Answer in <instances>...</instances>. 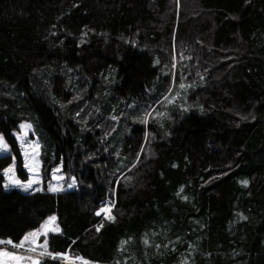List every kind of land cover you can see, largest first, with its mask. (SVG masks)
I'll use <instances>...</instances> for the list:
<instances>
[{
    "label": "trees",
    "instance_id": "16d2710c",
    "mask_svg": "<svg viewBox=\"0 0 264 264\" xmlns=\"http://www.w3.org/2000/svg\"><path fill=\"white\" fill-rule=\"evenodd\" d=\"M23 122L62 188L5 191L1 156L0 240L55 216L39 244L92 264H264V0H0Z\"/></svg>",
    "mask_w": 264,
    "mask_h": 264
},
{
    "label": "rangeland",
    "instance_id": "374dc122",
    "mask_svg": "<svg viewBox=\"0 0 264 264\" xmlns=\"http://www.w3.org/2000/svg\"><path fill=\"white\" fill-rule=\"evenodd\" d=\"M22 124L25 125L26 127L21 128ZM27 125H29V124L23 122L17 127L16 130H14L12 132V135L15 139V147H12L11 144L6 142V140L4 139L5 142L8 144V149L6 151L0 150V157L1 156H10V158H11L10 164L5 168V169H10V172L6 176L5 172L3 171V176H4L3 188H4V190L10 191V190L15 189V190H18L20 192L25 193V192H28V191L33 190V189L34 190L41 189L44 184L48 185V187L50 185H54V186H57L59 188H62L63 173H61L60 171H54L57 168H54L50 171V177L49 178L44 177L43 171H42L41 161L39 159V146L37 147L38 144H37L35 138L32 136L31 127H27ZM18 133L20 134L22 139L17 138ZM0 135H2V134H0ZM22 141H23V143H22ZM30 168L39 169V171L38 172L37 171H30L29 170ZM9 176L12 177V179H18L23 183H27L29 180H36V182L33 183L30 188L25 190L24 187L17 185V184H13L11 182V180L8 178ZM55 177H61V178L56 179ZM6 184H7V187L5 186ZM45 222H47L48 228H50V229L56 228L55 221L54 222L50 221L49 217L42 224H45ZM41 225L37 228V229H40L39 237L44 235V232H45V229H42ZM37 229L32 230L29 233H32V232L36 231ZM53 231H55V230L48 231V232H53ZM39 237L37 240L38 245H40L39 244ZM31 240H32V238L30 237L29 241L25 242L24 247L19 248V249H23V251L19 250L18 248L14 249L11 245L1 246L0 248H6L7 250L14 251L20 255L39 257L38 255L33 254V252L27 251L33 247H37V244L31 243ZM19 242L20 241L14 242V243L18 244Z\"/></svg>",
    "mask_w": 264,
    "mask_h": 264
},
{
    "label": "snow or ice",
    "instance_id": "6c2138e0",
    "mask_svg": "<svg viewBox=\"0 0 264 264\" xmlns=\"http://www.w3.org/2000/svg\"><path fill=\"white\" fill-rule=\"evenodd\" d=\"M179 86L181 89H183L185 87V85L183 83H181ZM174 99H175V97H173V100ZM171 102L172 101H169V103H171ZM163 115H164V113H161V112L156 113V116L162 117ZM151 116H152L151 112H145L144 113L145 118L142 120V122L147 124L148 118H150ZM113 119H116V117H113ZM24 127H26V126L22 124L21 128H24ZM27 127H31V126L27 125ZM17 138L22 139L19 133L17 134ZM22 143H23V141H22ZM37 147H38V145H37ZM7 149H8V144L5 142L3 135H0V150L6 151ZM29 170L30 171H37V172L39 171V169H33V168H30ZM54 171H59V169H55ZM4 172H5V175L7 176L8 173L10 172V169H5ZM8 178L11 180V182L13 184L20 185V186L24 187L25 190L30 188L32 186V184L36 182V180H29L27 183H23L18 179H12V177H10V176ZM55 178L60 179L61 177H55ZM74 183H75V178H73V183L68 184V187L69 188L73 187ZM241 183L246 186L248 184V181L243 180V181H241ZM5 186L7 187V184ZM60 190H61V188H59L57 186H54V185L49 186V191L58 192ZM184 199H187V197H184ZM107 209H108V206H105V208L102 209V211H105ZM99 214L100 213L98 212L97 215H99ZM108 218L114 219V217H111V216H108ZM49 220L54 222L56 220V217L55 216L49 217ZM41 228L45 229L44 235H47L48 231H52V230L59 231L60 230L58 227H56L55 229L48 228L47 222H45V224H42ZM97 230H99V229H97ZM39 235H40V229H37L36 231H34L32 233L26 234L23 237V239L20 240V242L18 244L14 243L11 238H9L7 240H0V244L11 245L13 248H23L25 245V242L29 241L30 237L32 238L31 243L37 244V240H38ZM121 243L124 244L125 242L122 241ZM147 243H148V241L145 240V244H147ZM37 247H41L43 249L40 252L39 257L20 255L14 251L7 250L6 248H0V264H40V258L45 256V255L51 256L54 259L59 257V258L63 259L65 264H76L77 261L79 262V264H92L91 261H88V260L84 259L83 257H79V256L72 257L67 252L57 253V252L49 251L47 249V241H45L44 245H38L37 244ZM37 247L31 248L30 251L36 252Z\"/></svg>",
    "mask_w": 264,
    "mask_h": 264
}]
</instances>
